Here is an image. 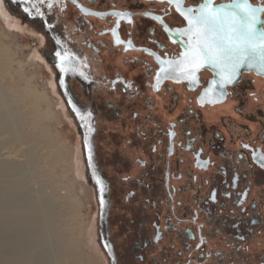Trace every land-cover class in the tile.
I'll list each match as a JSON object with an SVG mask.
<instances>
[{
	"label": "flooded vegetation",
	"instance_id": "1",
	"mask_svg": "<svg viewBox=\"0 0 264 264\" xmlns=\"http://www.w3.org/2000/svg\"><path fill=\"white\" fill-rule=\"evenodd\" d=\"M5 2L42 38L102 264H264V75L242 68L215 103L219 77L208 66L195 83L157 87V58H179L173 33L187 27L167 0ZM57 52L75 57V72L59 71Z\"/></svg>",
	"mask_w": 264,
	"mask_h": 264
},
{
	"label": "rangeland",
	"instance_id": "2",
	"mask_svg": "<svg viewBox=\"0 0 264 264\" xmlns=\"http://www.w3.org/2000/svg\"><path fill=\"white\" fill-rule=\"evenodd\" d=\"M0 5V48L7 59L0 65V95L15 121L10 134L0 133V163L28 172L30 195L46 211L51 264H102L91 191L42 38L5 0Z\"/></svg>",
	"mask_w": 264,
	"mask_h": 264
},
{
	"label": "snow or ice",
	"instance_id": "3",
	"mask_svg": "<svg viewBox=\"0 0 264 264\" xmlns=\"http://www.w3.org/2000/svg\"><path fill=\"white\" fill-rule=\"evenodd\" d=\"M39 2L45 3L46 0ZM167 2L176 5V11L187 22V27L173 33L184 45L179 58H157L160 65L156 74L157 87L162 80H188L195 83L196 73L208 66L215 69L219 77L218 81H213V85L218 84L221 90L216 100L210 101L215 103L226 95L223 91L226 85L237 82L242 68L256 69L264 75V7H253L249 0H231L230 3L220 4H215L214 0H204L199 7L187 8L181 6L182 0ZM28 3L31 5L33 0H28ZM56 55L60 57L61 62L57 67L61 73L75 72V57L68 52L63 55L57 52ZM84 78L87 79L86 76ZM60 83L63 84V81ZM215 91L213 87L205 95ZM87 115L90 118L92 113ZM85 143L87 145V137ZM88 159L91 164L90 151ZM258 159L264 164V155ZM97 184L100 185L99 199L103 208L105 189L99 180Z\"/></svg>",
	"mask_w": 264,
	"mask_h": 264
},
{
	"label": "bare ground",
	"instance_id": "4",
	"mask_svg": "<svg viewBox=\"0 0 264 264\" xmlns=\"http://www.w3.org/2000/svg\"><path fill=\"white\" fill-rule=\"evenodd\" d=\"M0 57V65L5 64L7 59L1 48ZM14 123L9 115L8 104L0 95V133L10 134ZM54 155L58 158L57 152ZM29 182H31L29 174L22 165L7 161L0 163V263L2 264H51L52 262L50 238L44 232L46 211L30 195Z\"/></svg>",
	"mask_w": 264,
	"mask_h": 264
}]
</instances>
